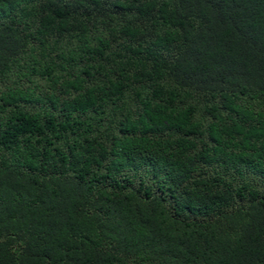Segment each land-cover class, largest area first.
<instances>
[{
    "label": "trees",
    "instance_id": "obj_1",
    "mask_svg": "<svg viewBox=\"0 0 264 264\" xmlns=\"http://www.w3.org/2000/svg\"><path fill=\"white\" fill-rule=\"evenodd\" d=\"M0 264H264V0H0Z\"/></svg>",
    "mask_w": 264,
    "mask_h": 264
}]
</instances>
